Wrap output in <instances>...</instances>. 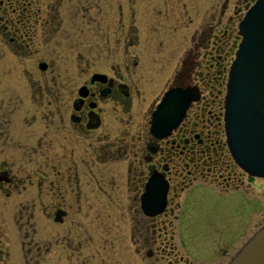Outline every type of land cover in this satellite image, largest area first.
Listing matches in <instances>:
<instances>
[{"label":"flooded vegetation","instance_id":"af4514ba","mask_svg":"<svg viewBox=\"0 0 264 264\" xmlns=\"http://www.w3.org/2000/svg\"><path fill=\"white\" fill-rule=\"evenodd\" d=\"M234 16L204 37L196 70L193 34L171 49L195 28V0H0V264L230 261L249 238V192L264 197L225 140ZM172 87L196 98L156 137ZM210 209L243 215L231 241L196 224Z\"/></svg>","mask_w":264,"mask_h":264},{"label":"water","instance_id":"95a60500","mask_svg":"<svg viewBox=\"0 0 264 264\" xmlns=\"http://www.w3.org/2000/svg\"><path fill=\"white\" fill-rule=\"evenodd\" d=\"M238 33L240 41L229 68L224 98L227 144L242 169L264 177V0H256L248 8ZM195 98L187 89L169 90L153 113L152 134H168ZM228 264H264V224Z\"/></svg>","mask_w":264,"mask_h":264},{"label":"rangeland","instance_id":"374dc122","mask_svg":"<svg viewBox=\"0 0 264 264\" xmlns=\"http://www.w3.org/2000/svg\"><path fill=\"white\" fill-rule=\"evenodd\" d=\"M238 0H195V28L191 29V32H187V27L179 28L175 34V42L174 45L171 47V49L174 48L175 43L181 40V38H186L185 40L188 41L189 35L193 34L195 37V69L197 70V61L198 58L196 55L201 51V48L204 45V37L206 38L207 35L211 30L214 29V27L218 24L219 19H221L220 23L221 26L225 24V22L228 21V18L230 16H234L233 9L234 4ZM252 2V0H249L240 10V14L238 16H234V21L232 23V33L233 36L238 37V31H237V25L239 21L241 20L243 13L245 12V8ZM219 29V28H217ZM215 29V33L217 31ZM188 34L187 37H184L183 35ZM173 36V35H171ZM239 38V37H238ZM238 38L236 41H238ZM232 55V52L229 53V55L226 57V59L223 61L224 66L227 62H229V58ZM173 63L171 64V66ZM166 70V71H165ZM163 69V78L160 79L157 82V88H154L151 90L150 96H148V99L150 100L153 97L158 98V96L162 93V90L166 88V85L164 84V81L166 80V77L169 79V77L172 75V68ZM222 74H225L224 71H222ZM197 74L195 73V77ZM225 76V75H224ZM198 79L200 77H197ZM200 80V79H199ZM147 104V102H146ZM145 106L147 107V105ZM137 125L140 124V122H136ZM201 181V179L199 180ZM259 184L255 183V185ZM249 198L247 202V228H248V236L251 234L253 230H255L259 225H261L264 222V197L262 196L261 199L257 198L254 193L249 192ZM251 197L257 198V201H251ZM230 206H227V208ZM210 208V207H208ZM217 208V207H214ZM218 209V208H217ZM239 209V208H238ZM212 209H210L209 213L206 217H203L199 214L200 220L196 222V224L201 227L205 233V236L208 237V239H213L218 241V245H222L224 239L226 241H231L232 238L241 230V223H242V217L239 215L234 214H222L219 215L218 219L212 216ZM240 211V209H239ZM243 211V210H242ZM221 233V234H220ZM203 247L206 248L207 244H203ZM237 245H235L236 247ZM207 251H211L209 248ZM196 255L205 254V249L202 250L201 247L198 246L197 249H195ZM234 253V248L232 250ZM214 260H217V255L214 257Z\"/></svg>","mask_w":264,"mask_h":264}]
</instances>
